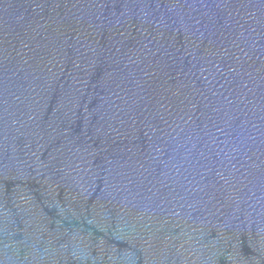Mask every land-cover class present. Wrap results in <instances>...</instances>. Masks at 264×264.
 <instances>
[{"label": "water", "instance_id": "95a60500", "mask_svg": "<svg viewBox=\"0 0 264 264\" xmlns=\"http://www.w3.org/2000/svg\"><path fill=\"white\" fill-rule=\"evenodd\" d=\"M0 264H264V0H0Z\"/></svg>", "mask_w": 264, "mask_h": 264}]
</instances>
